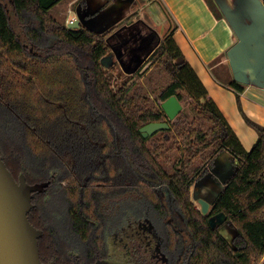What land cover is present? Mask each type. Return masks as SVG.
Returning <instances> with one entry per match:
<instances>
[{
    "label": "trees",
    "instance_id": "1",
    "mask_svg": "<svg viewBox=\"0 0 264 264\" xmlns=\"http://www.w3.org/2000/svg\"><path fill=\"white\" fill-rule=\"evenodd\" d=\"M60 1L13 0L30 51L0 1V153L16 180L24 175L31 185L49 183L36 193L29 213L30 222L43 231L42 262L108 261L109 232L123 230L135 218L155 242L143 247L152 261L139 245L133 247L135 264H179L182 254L185 264H259L264 257V126L240 108L258 133L247 151L183 56L172 28L153 43L157 48L148 61L170 80L159 100L191 99L195 117L190 120L182 111L171 129L144 139L143 126L167 121L140 87L144 74L127 76L118 64L105 68L101 60L113 54L108 38L114 30L69 29L51 14ZM81 2L86 8V0ZM212 6L218 9L213 0ZM228 86L240 105L245 88L234 81ZM223 152L232 156L235 172L204 216L192 187ZM219 213L237 232L232 242L220 233L222 225L214 229L209 223ZM176 218L191 235L188 251Z\"/></svg>",
    "mask_w": 264,
    "mask_h": 264
},
{
    "label": "crops",
    "instance_id": "2",
    "mask_svg": "<svg viewBox=\"0 0 264 264\" xmlns=\"http://www.w3.org/2000/svg\"><path fill=\"white\" fill-rule=\"evenodd\" d=\"M137 1L113 0L107 5V0H86V8H84L81 0H68L69 11H75L78 17L74 16L67 20L76 22L84 19V22H80L79 28L86 27L98 33L113 29L114 32L108 41L112 48V56L118 58V49L124 45V39L127 38L130 29L134 32L139 30L141 33L133 36L136 39H140L143 35L141 30L143 25L144 28L146 26L152 30L149 24L135 16L138 12L134 8ZM139 1L143 3V8H146L149 23L161 26L163 29L168 22L173 23V28H176L174 39L187 62L207 88L209 97L216 102L244 148L247 151L251 146L253 148L258 135L248 130V125L244 122L237 106V94L228 85L234 81L245 88L240 94L243 113L264 126V32L256 36L253 33L249 34L246 40H242L240 49L234 47L237 38L234 30L243 28L244 20L249 17L255 24H260L256 21V15L254 14V18L252 15L249 16L246 4L240 8L237 0H213L218 9L212 6V0ZM242 9L245 13L241 11ZM130 17L131 22L127 25L125 20ZM139 23L141 29H137ZM157 35L159 38L162 37L161 33L157 32ZM130 37L133 38L132 35ZM218 163L222 164L224 174L230 177L234 174L235 164L229 153H221L213 169ZM205 198L204 200L209 202V199ZM215 201L216 199L211 203V209ZM262 263L264 257L260 264Z\"/></svg>",
    "mask_w": 264,
    "mask_h": 264
},
{
    "label": "rangeland",
    "instance_id": "3",
    "mask_svg": "<svg viewBox=\"0 0 264 264\" xmlns=\"http://www.w3.org/2000/svg\"><path fill=\"white\" fill-rule=\"evenodd\" d=\"M0 1L4 4L7 10V14L9 16L10 23L13 26L14 30L16 31L18 37L29 51L32 50L33 48L32 45L27 41L22 31L17 25L15 13H14L13 0H0ZM67 2L68 0H62L57 6H55V8L51 10V14L60 23L69 27V22H68L69 18L72 19L74 16L78 17V14L75 11L72 12L69 11L70 8L67 6L68 5ZM237 3L240 6V8H243V4L244 5L246 4V8L248 7L246 10L249 13V16L252 15L254 18V16L256 15L255 16L256 21L257 23H260V24H255L254 21L251 20V17H249L248 19H246V21L244 20L245 24L243 25V28H241L238 31L236 29L234 30L236 34L235 36L237 37L234 43V47L235 49H240V44L242 43V40L244 39L246 40L249 34L253 33L256 36L258 33L264 32V5L260 0H237ZM134 8L137 9L138 11L135 16L141 18V20H143L144 23L149 24V26L152 27L153 31L149 30L146 26L144 28V25L142 26L143 27L142 28L141 23H139V25H137V29L142 28L141 30L143 35L140 37V39L138 38L136 39V37L133 36L138 35L139 30L134 32V30L130 29L127 38L124 39L125 40L124 45L120 49H118V58L115 55L112 56L113 64L107 69H110L113 65L118 64V68L122 69L124 72L125 70L131 72L130 75H133L136 72L140 71L142 74H144V77L141 79V83H140V87L142 88V91L145 93L147 92L150 95L151 100L155 102L157 108L161 109L162 102L158 98L159 92L164 86H166L170 82V80L165 73L159 71L158 69H154V67H152V64L148 61V59L152 55L153 51L156 50L157 48V46L155 47L153 43L155 41H158L159 44L167 34L168 32L167 29L169 28L170 30L173 28V23L170 21V18H168L170 22L167 23L165 29H163L161 26H157L155 24L149 23V19L146 16L147 15L146 8H143V3L139 0L135 3ZM241 11L244 12L243 9ZM239 14L243 15L241 13ZM131 19H132L131 17L127 18L125 20V23H127V25L130 24ZM249 20H251V22L253 23H251ZM157 32L161 33L162 35L161 38L158 37ZM130 35H132L133 37L132 39ZM153 46L155 48H153ZM125 74L127 76L129 75L126 72ZM134 80H136V78L132 79V81ZM191 102L192 100L189 99L182 103L183 111H185L189 115L190 120H192L195 117L194 110L190 105ZM237 106L239 109L241 108V104L239 105L238 102H237ZM241 115L242 118L244 119V122L246 123L242 112ZM175 121H171V122H175ZM248 130L252 134L258 135L257 131L252 127L250 128V126H248ZM171 144H172L171 142L167 143L166 147H170ZM251 149L252 146L250 150ZM195 165L200 167L202 163L200 161H196ZM223 172L224 169L222 167V164L218 163V166H216L215 169H211L207 176L197 181L195 185L192 187V198L196 206L199 208V210L201 208L200 204L198 203L200 199H204L206 197L205 199H209V203L211 204L212 202H214L215 199H217L219 194L223 191L224 184L230 177L229 175L224 174ZM165 199L171 210L176 211L173 205L172 197L170 195H167ZM175 223L176 226L181 230L180 232L184 237L185 244H188L186 247V251L190 250L192 246V242H190L192 241L191 235L186 229L183 232V225L178 218L175 219ZM140 229H141L140 224L136 221L135 218H133L131 219L129 224L125 226L123 230L114 229L113 231L109 232L108 241L111 251L110 257L108 259L109 264H135V262L139 261V259L136 255L133 254L132 250L134 249L133 247H136L137 245L140 246V249L144 257L150 258L151 260V253L145 251L143 247L147 246V242H149L150 244V241H151L150 247H153L155 246V242L151 240V237H148L147 232H144ZM220 233L229 242H232L237 232L231 226L230 223H224L220 228ZM156 253H159V251H157ZM184 255L185 254H182V256L180 257L179 264L186 263V258Z\"/></svg>",
    "mask_w": 264,
    "mask_h": 264
},
{
    "label": "water",
    "instance_id": "4",
    "mask_svg": "<svg viewBox=\"0 0 264 264\" xmlns=\"http://www.w3.org/2000/svg\"><path fill=\"white\" fill-rule=\"evenodd\" d=\"M80 22H84V19L77 20L68 28L78 29ZM101 63L105 68H109L113 64L112 55L104 57ZM125 72L131 74L126 70ZM88 99H90L89 96ZM161 108L168 120L143 126L140 133L144 139L171 129L170 122L175 121L183 111V104L176 96H172L162 102ZM48 185L49 183L31 185L24 175L16 180L0 153V264H45L41 260L39 250V238L42 237L43 231L30 222L29 213L34 207L33 200L36 193L43 192ZM198 203L202 214L208 216L211 204L204 199H200ZM226 221L227 217L224 213L209 219L214 229ZM49 264H55V262ZM96 264H109V261H97Z\"/></svg>",
    "mask_w": 264,
    "mask_h": 264
},
{
    "label": "built area",
    "instance_id": "5",
    "mask_svg": "<svg viewBox=\"0 0 264 264\" xmlns=\"http://www.w3.org/2000/svg\"><path fill=\"white\" fill-rule=\"evenodd\" d=\"M74 22H75V20H71L69 23L72 24V23H74Z\"/></svg>",
    "mask_w": 264,
    "mask_h": 264
},
{
    "label": "flooded vegetation",
    "instance_id": "6",
    "mask_svg": "<svg viewBox=\"0 0 264 264\" xmlns=\"http://www.w3.org/2000/svg\"><path fill=\"white\" fill-rule=\"evenodd\" d=\"M153 54V53H152ZM101 262H104V261H101Z\"/></svg>",
    "mask_w": 264,
    "mask_h": 264
}]
</instances>
